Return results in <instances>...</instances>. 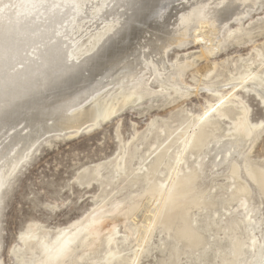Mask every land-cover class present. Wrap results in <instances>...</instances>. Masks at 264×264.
<instances>
[{
    "label": "bare ground",
    "instance_id": "1",
    "mask_svg": "<svg viewBox=\"0 0 264 264\" xmlns=\"http://www.w3.org/2000/svg\"><path fill=\"white\" fill-rule=\"evenodd\" d=\"M169 1L0 0V132L8 124L19 119V124L24 123V132L14 135L11 131L14 136L6 140L4 146L2 140H5L8 134L0 140V184H6L4 181L13 174L43 137L58 136L64 132L78 133L85 127L93 128L99 122L119 114L128 104H135L140 99L156 94V91L149 87L152 78L159 83L158 92L172 91L171 94L175 96L182 93L196 94L199 91L197 87L191 89L177 80L182 78L184 70L196 62L187 59L188 62L186 60L168 66L164 61L168 49L187 43L189 32L192 31V42L202 45L198 57L212 56L239 30H230L228 25L231 22H240L246 14L262 6L259 0H186L185 5L177 1L182 8L170 18L171 23H164L162 17L165 13H161L157 8L159 5L169 8ZM155 16L161 19L157 21L159 26L154 21ZM83 20H90V23L91 20L101 21V24L104 22L108 28L83 29ZM83 36L87 40L80 44ZM74 48L75 53L70 54ZM255 52L256 58L259 59L260 53ZM155 56L158 57L157 60L154 59L157 58ZM148 59L150 65H147ZM142 64L144 67H141ZM259 67L264 68V61H260ZM144 70L149 71L148 77L147 74L142 75ZM79 84L87 86L80 87V92H77L79 90L75 86ZM248 85L253 86L252 90L264 87V69L257 73L250 71L237 78L235 84H226L232 86V89L226 94H218L217 102L210 105L202 116L195 120H184V123L166 134L165 142H170H164L163 146L160 144L162 147H157L161 148L146 168V189L136 196L139 197L138 200L125 203L116 201L109 212L105 210L99 214L98 210L104 209V206H98L93 216L87 215L82 222L73 224V229L59 230L58 236L62 237L52 243L46 239L47 233L39 235L36 230L20 237L25 250L27 249L32 257L35 256L36 249L40 251V257L32 258L30 262L77 264L78 261L87 259L93 249L101 244H106L108 249L104 264L122 262L123 258L118 256V252L112 247L118 232L112 222L113 218L107 215L116 212L125 218L141 216L138 246L150 239L157 224H161L168 231L172 230L176 220L180 221L175 230L177 240L183 241L188 247L198 246L201 237L191 229L187 214L191 208H203L205 203L202 199L205 198V193L197 185L196 171L188 169L185 174L178 169L187 154H194L197 159L201 157L208 140L216 135L219 121L228 117L233 108L239 109L243 115L234 122L235 129L246 136H252L246 149L248 152L258 137L257 132L264 131L263 122L260 126L247 123L244 115L246 109L237 97V93ZM67 89H77V93L72 94L69 100H61L60 103L56 100L51 103L52 99L65 98L69 93L66 92ZM103 90L106 91L103 93ZM82 92L87 96L85 99H92L87 107H81L85 101L79 97ZM262 103L264 105V97ZM183 126L185 127L182 128ZM17 129L19 130V127ZM252 129L257 132L253 133ZM175 142H179L180 146L175 152L172 165L168 166V178L165 179L168 182L164 184L160 181L153 185L150 181L151 174H159L158 167L165 160L171 161L168 152ZM233 148L230 144L216 146L212 161L222 156L225 158ZM240 158L239 162L232 159L233 162L226 168L232 180L238 181L233 182L236 185L230 196L241 194V197H244L243 202L246 203L247 198L243 195L249 194L250 189L264 200V168L254 167ZM121 160L123 162V158ZM150 182L152 185H149ZM142 197L144 203L141 204ZM244 205L242 204V207ZM164 213L167 216H162ZM107 230V237L102 241L100 235ZM232 245L231 257L227 258L224 264H236L243 243L238 240ZM257 245L255 240H251L250 246L253 249ZM75 252L80 256H75ZM13 253L22 264L25 260L22 249Z\"/></svg>",
    "mask_w": 264,
    "mask_h": 264
},
{
    "label": "rangeland",
    "instance_id": "2",
    "mask_svg": "<svg viewBox=\"0 0 264 264\" xmlns=\"http://www.w3.org/2000/svg\"><path fill=\"white\" fill-rule=\"evenodd\" d=\"M177 1L181 5L186 4V0H170L169 8L158 6L157 9L165 13V16H160L164 18V23H171L170 18L182 8ZM259 2L261 7L246 14L240 22H231L228 25L230 30H239L214 55L198 57L202 45L192 42V31L189 32L187 43L168 49L164 56L168 66L186 62L187 59L196 62L184 70V74L182 72V78H177L191 89L197 87L199 91L196 94L182 93L175 96L171 94L172 91L158 92L159 83L152 78L149 87L156 94L140 99L135 104H128L119 114L99 122L93 128L85 127L78 133L64 132L58 136H45L35 145L27 158L4 181L6 184H0V264H21L13 253L18 249H22L24 253L25 260L22 264H32V258L40 257L38 249L35 250L36 257H32L20 241V237L31 230H36L39 235L47 233L46 239L52 243L62 237L58 236L59 230L73 229V224L82 222L89 215L93 216L98 206H104V209L98 210L99 214L105 210L109 212L116 201L125 203L138 200L139 197L136 196L146 189V168L163 146L166 134L184 123V120H195L202 116L210 105L217 102L218 94H226L232 89V86L226 84H235L237 78L250 71L257 73L264 69L259 67L260 61H264V0ZM160 20L158 16L154 17L158 26L157 21ZM103 23L83 20V29H107ZM72 25L75 26L74 23ZM85 40L87 38L83 36L80 44ZM75 50L76 48L72 49L70 54L75 53ZM255 51L260 53L259 59L256 58ZM154 59L157 60L158 57ZM147 65H150V59ZM144 71L142 75L147 74L148 70L146 73ZM147 77L144 76L145 79ZM84 85L87 86L79 84L75 88L79 90ZM251 87L253 86L248 85L243 91L240 90L237 97L246 109L244 115L247 123L260 126L263 122L264 126V87L253 90ZM70 90L66 91L69 93L65 98L52 99L51 103L56 100H59L57 103L69 100L72 94L80 92H76L77 89ZM83 94L86 95L85 92L79 94L82 100L87 97ZM85 101L81 107H87L92 99ZM242 116L239 109L233 108L228 117L219 121L216 135L208 140L201 157L197 159L196 155L187 154L184 156L185 163L178 169L185 174L188 169L196 171L197 185L205 193V198L202 199L205 203L203 208H191L187 214L191 229L201 237L200 244L188 247L183 241L177 240L175 230L180 221L176 220L172 230L168 231L161 224H157L147 243L138 246L141 216L125 218L117 212L107 213L113 218L112 222L118 232L112 245L113 250L123 258L120 263L113 261L109 264H224L231 257L232 243L238 240L243 245L237 255L236 264H264V200L250 189L249 194L243 195L247 198L246 203L243 202L244 197L241 194L230 196L236 185L226 169L230 162H239L242 157L254 167L264 168V131L257 132L252 129L253 133H258V137L247 152L251 134L246 136L234 127V122ZM20 120L12 122L11 126L8 124L0 132V140L8 134L2 140L3 145L1 143L0 148L10 137L24 132V123L19 124ZM179 132L180 130L177 133ZM174 137L175 135L172 136ZM168 142L170 140L165 144ZM175 143L168 152L171 161L165 160L158 167L159 174H151L152 184L168 182L165 180L168 178V166L172 165L175 152L180 146L179 142ZM227 144L233 145L231 152L225 158L222 156L212 161L215 147ZM158 146L161 147L157 149ZM151 182L149 185H152ZM140 200L141 204L144 203L143 197ZM242 204H245L244 207ZM164 215L167 216L166 213L162 216ZM107 232L108 230L100 235L102 241L107 237ZM251 240L258 243L255 249L250 246ZM107 252V245L101 244L93 249L87 259L78 261L77 264H104ZM75 256L79 257L80 254L75 252Z\"/></svg>",
    "mask_w": 264,
    "mask_h": 264
}]
</instances>
